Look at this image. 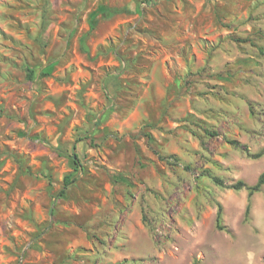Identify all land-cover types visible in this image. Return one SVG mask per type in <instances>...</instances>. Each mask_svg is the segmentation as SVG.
<instances>
[{
	"label": "rangeland",
	"instance_id": "rangeland-1",
	"mask_svg": "<svg viewBox=\"0 0 264 264\" xmlns=\"http://www.w3.org/2000/svg\"><path fill=\"white\" fill-rule=\"evenodd\" d=\"M263 151L264 0H0V264H264Z\"/></svg>",
	"mask_w": 264,
	"mask_h": 264
},
{
	"label": "trees",
	"instance_id": "trees-1",
	"mask_svg": "<svg viewBox=\"0 0 264 264\" xmlns=\"http://www.w3.org/2000/svg\"><path fill=\"white\" fill-rule=\"evenodd\" d=\"M124 11H126V10H124L122 8L109 7V8H105V9L100 10V14H101V16L103 18L108 19V18H111V17H113L115 15H118V14L124 12ZM94 17H95L94 15L91 16V22L93 21ZM28 76L31 77V74H29ZM207 133L209 135L213 134V133L211 134L210 132H207ZM230 143L235 145V146H237V147H239V144L236 141H230ZM258 155L259 156L264 155V151L262 153L258 154ZM72 156L74 158V162H76V155L73 154ZM214 181L217 184L223 186V182L221 180L215 179ZM72 182H73V180H71L69 176H66L64 178V186H68ZM262 185H264V173L258 178L257 182L253 186H249L248 187L242 181H238L236 184H233L229 188L234 189V190L246 189L249 192V194L252 195L253 193L257 192ZM218 219H219V214L217 216V222H218Z\"/></svg>",
	"mask_w": 264,
	"mask_h": 264
}]
</instances>
